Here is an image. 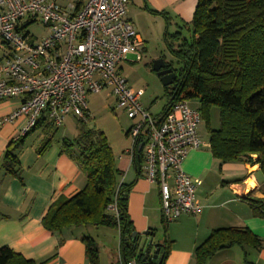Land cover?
Listing matches in <instances>:
<instances>
[{
	"label": "trees",
	"instance_id": "trees-1",
	"mask_svg": "<svg viewBox=\"0 0 264 264\" xmlns=\"http://www.w3.org/2000/svg\"><path fill=\"white\" fill-rule=\"evenodd\" d=\"M164 19L163 43L176 73L171 86L164 87L166 104L160 115L179 101L196 99L198 111L209 133L212 156L222 163L251 161L256 155L264 186V0H197L190 23L170 32V19ZM175 64L177 67H175ZM219 113V127L211 130L210 111ZM41 129L46 139L39 152L50 145L58 128L41 118L32 131ZM127 135V132H126ZM25 137V136H24ZM24 137L11 140L0 169L22 183L17 153ZM62 151L74 160L85 176V185L70 198L53 202L42 218L43 227L60 238L71 228L103 227L118 233L121 264H142V246L153 232L135 233L127 212L128 194L133 183L120 181L115 156L104 133L87 128L77 120L73 140H61ZM137 169L141 158H134ZM255 214L264 218V198H245ZM114 204L116 211L109 210ZM165 232V231H164ZM89 264H99V251L89 236L80 238ZM159 264H164L171 242L165 239ZM261 241L247 229H218L195 249L194 264H206L216 252L233 246L256 250ZM0 264H46L27 260L7 247L0 248Z\"/></svg>",
	"mask_w": 264,
	"mask_h": 264
},
{
	"label": "crops",
	"instance_id": "crops-1",
	"mask_svg": "<svg viewBox=\"0 0 264 264\" xmlns=\"http://www.w3.org/2000/svg\"><path fill=\"white\" fill-rule=\"evenodd\" d=\"M196 5L197 0H129L126 17L142 39L143 53L153 31L163 33L165 25L161 16L149 13L146 8L166 14L170 19L169 31L174 32L182 23L191 22ZM19 104L17 99L0 102V119L17 109ZM188 104L192 109L199 108V103L194 107L190 101ZM218 114L216 108L211 109V130L217 129ZM25 122L26 118L20 117L0 126V163L9 142L19 138ZM204 129L206 133H200L198 125L202 147L190 151L182 164L191 179L201 182L195 190L201 210L196 215H182L167 224L162 218L159 187L145 178L142 162L137 169V164L128 156L126 151L130 142L114 153L116 167L121 172L120 181L133 183L127 199L133 229L137 234L152 231L149 241L154 244L163 245L165 239L171 242L164 264H194L195 249L213 230L247 229L260 239L259 250L233 246L216 252L206 264H264V218L257 216L245 200L264 198L258 157L251 155L250 162L243 159L222 163L212 156L209 133L206 126ZM64 138L53 137L49 147L39 152L46 139L44 132L36 129L24 137L23 146L17 153L22 183L0 169V248L7 247L37 263L89 264L80 240L82 236H89L98 247L99 264H103L102 257L107 260L104 264H121L115 230L91 225L71 228L63 232L64 241L59 244L60 238L42 225V218L53 202L72 197L85 185V176L78 164L62 151L61 140ZM109 246L110 250L107 249Z\"/></svg>",
	"mask_w": 264,
	"mask_h": 264
},
{
	"label": "built area",
	"instance_id": "built-area-1",
	"mask_svg": "<svg viewBox=\"0 0 264 264\" xmlns=\"http://www.w3.org/2000/svg\"><path fill=\"white\" fill-rule=\"evenodd\" d=\"M128 2L0 0V102L20 100L0 126L25 117L19 135L24 137L41 118L56 128L69 114L86 121L87 95L109 91L115 109L132 120L126 152L132 160L140 153L145 178L159 187L167 224L201 210L195 194L201 182L182 168L187 154L202 147L201 116L187 100L174 103L164 115L151 114L141 103L144 91L133 90L120 74L129 56L136 62L143 56L142 39L126 17ZM36 21L46 29L41 39L27 30ZM108 209L116 211L114 204Z\"/></svg>",
	"mask_w": 264,
	"mask_h": 264
},
{
	"label": "rangeland",
	"instance_id": "rangeland-1",
	"mask_svg": "<svg viewBox=\"0 0 264 264\" xmlns=\"http://www.w3.org/2000/svg\"><path fill=\"white\" fill-rule=\"evenodd\" d=\"M154 28L156 29V27ZM27 30L37 39H41L46 34V29L39 21L30 24ZM153 32L154 34L150 38L147 50L142 54V60L136 62L133 56H129L128 61L131 63H123L120 74L133 90L142 89L144 91V95L141 98L142 105L148 108L151 114L159 115L167 101L166 91L159 78L151 70V67L153 61L159 58H164L167 62L171 61L172 58L163 43V33L157 32V30ZM3 51L4 49L0 44V59L3 58ZM175 67H177L176 64ZM86 101L89 109V118L86 120L87 128L102 131L114 153H118L128 146L129 140L126 132L132 125V120L122 110L115 109V100L109 91L104 90L98 94H88ZM189 101L193 107L198 105V100L196 99H190ZM77 120L69 114L63 126L56 130L54 139H59L63 136L68 140H73L77 135ZM199 124L200 133L205 134L204 121L201 120ZM216 125L218 128L219 114ZM109 248L110 246L107 249L110 250ZM112 253H115V245ZM106 262L105 257H102V263Z\"/></svg>",
	"mask_w": 264,
	"mask_h": 264
},
{
	"label": "water",
	"instance_id": "water-1",
	"mask_svg": "<svg viewBox=\"0 0 264 264\" xmlns=\"http://www.w3.org/2000/svg\"><path fill=\"white\" fill-rule=\"evenodd\" d=\"M151 70L159 78L162 86L168 87L171 86L174 80L176 79V73L172 68L169 67L168 63H165L162 58H159L152 63ZM140 150V147L138 151ZM152 249L154 251L152 252ZM163 252V247L161 244H154L150 240L148 243H145L142 246V264H156L159 253Z\"/></svg>",
	"mask_w": 264,
	"mask_h": 264
},
{
	"label": "flooded vegetation",
	"instance_id": "flooded-vegetation-1",
	"mask_svg": "<svg viewBox=\"0 0 264 264\" xmlns=\"http://www.w3.org/2000/svg\"><path fill=\"white\" fill-rule=\"evenodd\" d=\"M162 59L164 60L165 63H168L164 58H162ZM168 64H169V63H168ZM169 67H170V66H169ZM170 68H171V67H170ZM161 254H162V253H159V258H158L156 264H159V260H160V258H161Z\"/></svg>",
	"mask_w": 264,
	"mask_h": 264
}]
</instances>
